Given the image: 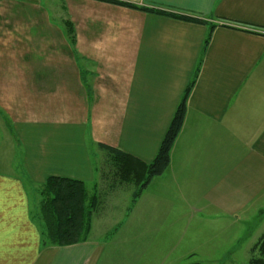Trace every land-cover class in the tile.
Returning <instances> with one entry per match:
<instances>
[{"label":"crops","instance_id":"obj_1","mask_svg":"<svg viewBox=\"0 0 264 264\" xmlns=\"http://www.w3.org/2000/svg\"><path fill=\"white\" fill-rule=\"evenodd\" d=\"M120 1L206 24L0 0V264H159L165 233L204 223L241 221L248 257L264 237V0ZM199 64L170 167L128 213L134 188L105 190L98 145L152 163ZM51 177L100 183L86 242L43 247L33 212Z\"/></svg>","mask_w":264,"mask_h":264},{"label":"trees","instance_id":"obj_2","mask_svg":"<svg viewBox=\"0 0 264 264\" xmlns=\"http://www.w3.org/2000/svg\"><path fill=\"white\" fill-rule=\"evenodd\" d=\"M117 6H122L148 14L165 16L194 24H206L196 17L176 14L154 7H138L135 4L120 0H97ZM236 28L235 26H229ZM215 26H212L214 29ZM237 29V28H236ZM210 41H206V46ZM200 64L187 91L171 121L168 131L161 143L159 151L152 163L140 164L125 153L106 146L98 145L104 153L102 163L98 167L100 181L105 190H115L119 185L133 186L131 212L144 191L151 182L163 176L171 163V152L184 126L187 101L197 81ZM99 185H93L90 191L84 182L51 177L37 190L38 200L34 205V220L40 227L43 247H68L84 243L92 228L95 212L100 204ZM251 264H264V237L253 247Z\"/></svg>","mask_w":264,"mask_h":264},{"label":"rangeland","instance_id":"obj_3","mask_svg":"<svg viewBox=\"0 0 264 264\" xmlns=\"http://www.w3.org/2000/svg\"><path fill=\"white\" fill-rule=\"evenodd\" d=\"M4 135L7 141L6 135L9 136L8 132ZM16 156V163H18L21 158L20 153H16ZM98 158L99 162L103 159L100 160V157ZM86 185L92 191V186L90 184ZM128 187L133 189V186ZM203 227H205L206 231H170L169 236L165 233L164 239L168 238L169 240V244L167 241L165 242V244L169 245L167 252L165 250L166 259L162 257L161 250L158 249L154 251L155 259L158 260L159 264H175L176 260L183 256L186 257L184 261L186 264H251L252 250L249 257L246 252L249 243V231H245L248 229L241 221L239 225L234 223L215 225L204 223ZM218 229L219 231H216ZM261 232L264 233V231ZM184 243L185 245H182ZM156 245H161V243L158 241ZM191 251H195L196 255H190Z\"/></svg>","mask_w":264,"mask_h":264}]
</instances>
